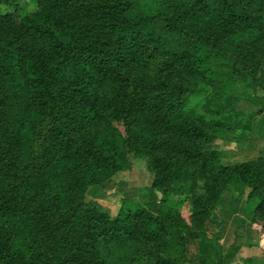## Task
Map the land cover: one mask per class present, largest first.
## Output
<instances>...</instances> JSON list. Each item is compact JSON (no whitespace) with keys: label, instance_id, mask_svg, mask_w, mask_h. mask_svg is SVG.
<instances>
[{"label":"trees","instance_id":"16d2710c","mask_svg":"<svg viewBox=\"0 0 264 264\" xmlns=\"http://www.w3.org/2000/svg\"><path fill=\"white\" fill-rule=\"evenodd\" d=\"M32 2L0 0V264H223L186 250L229 189L264 233V145L224 164L202 110L264 89V0ZM136 161L156 212L87 201Z\"/></svg>","mask_w":264,"mask_h":264},{"label":"rangeland","instance_id":"374dc122","mask_svg":"<svg viewBox=\"0 0 264 264\" xmlns=\"http://www.w3.org/2000/svg\"><path fill=\"white\" fill-rule=\"evenodd\" d=\"M21 4L29 11L34 8L32 0H21ZM203 106L202 110L213 122L223 124L229 129L226 140H218L211 147L221 153L224 164L248 162L260 156V147L264 145V141L258 142V139L264 137V89L260 85L255 86L253 91L231 94L226 101L225 97L215 95ZM221 135L225 136L224 133ZM106 185V188L99 191L91 192L89 189L86 198L94 203L118 205L119 209L124 198L132 200L139 207H146L152 201L149 206L152 211L157 207L152 205L156 199L150 192L151 178L142 162L136 161L131 172L119 174ZM247 192L239 195L229 189L224 194L216 208L218 224L210 229L209 238H212V242L203 244L199 240L188 239L186 254L189 259L198 262L201 254H215L217 257L214 263H217L220 260L218 245L222 247L223 257L225 256V207L231 206L241 196L246 200ZM103 207L109 208L107 213L111 215L113 207ZM233 225L235 227L234 223Z\"/></svg>","mask_w":264,"mask_h":264},{"label":"crops","instance_id":"0c3cea01","mask_svg":"<svg viewBox=\"0 0 264 264\" xmlns=\"http://www.w3.org/2000/svg\"><path fill=\"white\" fill-rule=\"evenodd\" d=\"M106 186V184L94 186L90 190L91 192L99 191L106 188ZM98 198L102 197L98 196ZM90 200L87 199V201ZM94 204L106 212L109 208H104L103 206H112V211H110L112 216H116L119 212L118 205L110 203ZM150 204L147 203L146 207L149 208ZM152 205H157L154 211L156 212L159 202L155 200ZM225 217V261L223 264H264V233L259 228L253 226L252 213L247 212L246 200L242 196L241 198H237L231 206L225 207ZM231 230L235 231L232 232ZM207 256L213 262H216L215 257L217 256L215 254L212 256L208 254Z\"/></svg>","mask_w":264,"mask_h":264}]
</instances>
